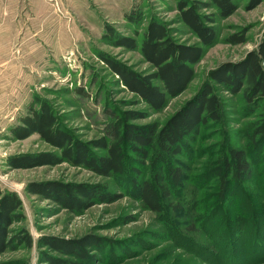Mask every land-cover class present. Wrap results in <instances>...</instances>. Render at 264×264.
<instances>
[{
  "label": "rangeland",
  "instance_id": "374dc122",
  "mask_svg": "<svg viewBox=\"0 0 264 264\" xmlns=\"http://www.w3.org/2000/svg\"><path fill=\"white\" fill-rule=\"evenodd\" d=\"M233 2L236 5L233 13L216 18L218 39L194 65L195 76L187 88L170 98L161 111L152 112L145 102L116 83V76L98 53L103 52L137 71H150L149 63L137 50L113 46L103 35L110 26L120 34L135 37L134 30L141 33L151 16L164 20L179 41L199 43L179 21L177 0H0V190L15 191L21 199L22 218L11 225V232L19 234L24 229L33 238L31 246L20 245L2 252L0 264H45L40 251L56 256L59 253L37 244V238L43 235L78 238L86 234L103 237L105 241L103 251L90 249L96 256L84 264H264V252L254 251L247 240L243 247L247 251L252 249L254 258L236 263L230 253L227 262L217 263L213 256L217 255L218 245L201 224L204 215L216 214L209 225L213 234L216 219L221 218L215 209L217 180L210 174L220 162L222 140L226 137L232 146L243 149L252 172L243 188L237 192L230 190L227 199L232 201L237 194V200L224 210L239 215L238 208L248 200L257 209L256 215L264 213V144L263 148H254L248 137L260 123L264 99L256 98L248 104L243 89L234 95L220 92L225 101L224 121L201 127L196 141L188 142L190 150L181 156L188 168L193 169L190 176L205 174L198 184H190L197 188L193 204L197 200L198 208L194 210L185 207L177 191H172L160 213L154 212L135 197L125 179L105 178L67 162L31 167L8 164L9 159L15 160L20 155L54 150L37 133L17 139L11 132L20 123V117L30 114L31 106L39 108L35 100L46 102L61 124L72 128L83 141L106 134L107 126L114 121L110 111H147L146 117L130 121L135 124L164 122L197 91L209 69L224 61L241 59L263 38L264 0ZM214 11L211 7L200 10L204 14ZM132 12L142 15L138 27L126 19ZM234 33L243 35L242 43L226 40ZM136 37L140 45L141 35ZM132 166L138 165L128 162L129 175ZM141 169V176L148 177L149 169ZM44 180L102 183L122 195L113 202L96 203L74 214L27 191L28 183ZM176 203L181 207L173 212L171 205ZM193 223L197 226L192 232L189 226ZM184 234L194 244L189 245ZM218 253L221 257L219 249Z\"/></svg>",
  "mask_w": 264,
  "mask_h": 264
},
{
  "label": "trees",
  "instance_id": "16d2710c",
  "mask_svg": "<svg viewBox=\"0 0 264 264\" xmlns=\"http://www.w3.org/2000/svg\"><path fill=\"white\" fill-rule=\"evenodd\" d=\"M209 7L215 11L210 14L200 12L201 9ZM176 9L179 21L198 38L199 43L179 41L172 34L171 27L156 16L150 17L141 33L139 29H135V37L120 34L110 26L105 28L103 38L108 43L137 50L144 61L149 63L150 71H137L103 52L98 53L101 61L116 76V83L145 102L152 112L161 111L170 98L187 88L195 76L194 65L202 58L205 49L215 44L218 39L216 18H226L234 12L236 5L233 0H177ZM141 16V13L132 12L126 15V19L138 27L142 24ZM139 35L140 45L136 37ZM226 40L230 43H242L244 37L234 33ZM263 63L264 31L263 38L256 47L248 50L241 59L224 61L209 69L206 79L197 91L164 122L135 124L130 121L146 117L147 111H110L114 121L107 126L106 134L86 141L80 140L72 128L61 124L46 102L35 100L39 102V108L33 109L31 106L30 114L20 117V123L12 127L11 132L17 139L37 133L54 150L20 155L15 160L9 159L8 164L14 167H31L67 162L105 178L125 179L133 189L135 197L154 212L160 213L164 201L169 199L172 191H177V196L182 198L185 207L194 210L198 208L197 200L193 204L197 198V188L190 184H198L205 174L193 173L190 176L189 171L192 173L193 169L188 168L181 156L190 150L188 142L196 141L201 127L224 121L226 109L221 91L234 95L243 89V97L248 104L256 98L264 99ZM248 137L254 148L263 146L264 110L260 123ZM222 142L220 162L217 161V166L210 174V177L217 180L215 190L218 203L215 209L219 210L221 218L216 219L213 234L209 225L216 214L207 213L201 224L218 245L217 255L213 256L215 261L227 262L231 253L232 261L238 263L254 258L252 249L264 252V213L256 215L257 209L248 200L243 201L241 208H238L239 215L233 216L227 209L224 210L236 202L237 194L230 201L227 199L228 193L230 190L237 192L243 188V184L251 177L252 164L243 149L232 146L227 137ZM128 162L138 165L132 166L130 175L127 174ZM141 167L149 169L148 177L141 176ZM26 189L74 214H80L96 203L113 202L122 195L121 192L109 190L102 183L59 180L30 182ZM199 203H203V197ZM180 207V203L171 205L173 212L180 210ZM20 208L21 199L15 191L0 190V254L11 247L32 245L33 238L28 231L23 229L19 234H14L10 230L11 225L22 218ZM244 211L247 214L242 215ZM196 217L195 215L194 218ZM195 226L196 223L189 226L192 232ZM184 235L189 245L194 244L189 235ZM246 240L252 243L251 250L247 251V247H243ZM104 241L103 237L93 234L78 238L52 235L37 238V244L59 253L56 256L40 251V258L45 264H84L92 261L96 254L89 252L90 249L103 251Z\"/></svg>",
  "mask_w": 264,
  "mask_h": 264
}]
</instances>
